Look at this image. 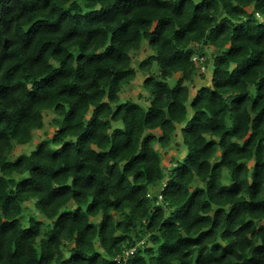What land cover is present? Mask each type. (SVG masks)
Segmentation results:
<instances>
[{
    "label": "clouds",
    "instance_id": "obj_1",
    "mask_svg": "<svg viewBox=\"0 0 264 264\" xmlns=\"http://www.w3.org/2000/svg\"><path fill=\"white\" fill-rule=\"evenodd\" d=\"M262 77L264 0H0V264H264Z\"/></svg>",
    "mask_w": 264,
    "mask_h": 264
},
{
    "label": "trees",
    "instance_id": "obj_2",
    "mask_svg": "<svg viewBox=\"0 0 264 264\" xmlns=\"http://www.w3.org/2000/svg\"><path fill=\"white\" fill-rule=\"evenodd\" d=\"M34 23H39V21L38 20H36V21H34ZM46 43H50V42H46ZM81 53H77L76 54V58L77 59H80L81 58ZM42 79H47V77H42ZM262 80H264V77H262L261 78ZM261 86H264V85H261L260 83H258L257 84V90H259V88L261 87ZM193 106H195V103H193ZM255 106H258V105H256V103L254 102V107ZM57 107H59V105H57ZM262 111H264V109H262ZM258 115H259V113H258ZM61 131H63V130H61ZM251 140H254L255 139V137H251L250 138ZM67 143V142H66ZM214 142L213 141H209L208 142V144L209 145H211V144H213ZM139 175V174H138ZM252 175H253V177H255V175H256V165H253V172H252ZM18 183H22V182H18ZM61 187H67V185H61ZM90 208H91V205L89 206ZM253 211H260V212H264V201H257V202H255V207L252 209ZM222 211V209H217V212H221ZM64 215V213L63 212H61V216H63ZM7 224H12V223H14L13 221H8V222H6ZM248 223L249 224H251L252 223V221H248ZM208 232L210 233L211 232V229H209L208 230ZM203 235V234H202ZM199 239H200V237L199 236H196V237H185V240H187V241H190V242H197V241H199ZM213 247H216V245H214ZM77 255V253H71L70 254V256H69V260H71L73 257H75ZM199 260H200V256H199V253H197L196 254V264H199Z\"/></svg>",
    "mask_w": 264,
    "mask_h": 264
}]
</instances>
